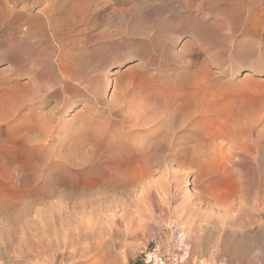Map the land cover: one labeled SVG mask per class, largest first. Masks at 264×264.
<instances>
[{"label":"rangeland","instance_id":"rangeland-1","mask_svg":"<svg viewBox=\"0 0 264 264\" xmlns=\"http://www.w3.org/2000/svg\"><path fill=\"white\" fill-rule=\"evenodd\" d=\"M125 96L166 97L197 150L179 165L168 155L144 193L99 190L127 131L109 107ZM10 101L19 121L52 112L53 151L94 145L84 166L13 154L68 192L7 175ZM1 172L0 264H264V0H0Z\"/></svg>","mask_w":264,"mask_h":264},{"label":"bare ground","instance_id":"bare-ground-1","mask_svg":"<svg viewBox=\"0 0 264 264\" xmlns=\"http://www.w3.org/2000/svg\"><path fill=\"white\" fill-rule=\"evenodd\" d=\"M259 6L260 4L258 2L253 6H249L251 7L248 9L250 17L259 11ZM239 9L241 11H244L245 7L241 5L239 6ZM137 11H139V9ZM112 85H113L112 80L109 77L107 82V89L110 90ZM44 91L45 90L43 89V91L41 92L43 93ZM34 96L33 98H36L35 100H37L39 97H42L43 94L39 93L36 94L37 97ZM120 98H123L122 102L119 101L121 102L120 104L116 103L118 105L116 104H114L113 106L110 105L109 107V111L111 114L110 118L111 121H115L118 119V117L119 118L122 117V120L124 122L123 125L127 131L124 132L123 135L124 139H122V142L116 143L114 141L113 143H111L109 145V149L106 151L104 155L103 165L108 170L109 180L105 182L103 186H100L101 188L99 190L102 191L103 189H105V191H107V189H109V190H116V192H128V191L130 192L132 190H137V191L142 190L143 191L142 193H144L150 190L155 183V179H154L153 180L154 183L152 181L150 185L147 178L149 176H152L154 173H159L158 171L164 168L165 166L164 164L165 162H167L166 157L168 155L170 156L171 163L173 164L175 163L179 165V163L182 162V158L186 156L188 152L191 153L197 151L196 145L193 144V141H190L186 135L182 136L179 134L180 132L178 131V126L179 125L181 126V123H178V121L182 120V122H185L184 121L185 119L178 118L177 122H175L174 119L175 115H173L171 112H169L166 109L167 106L169 105L168 104L169 101L166 99V97H164L161 100H158L159 98L152 96H137V97L125 96ZM11 101L6 109L5 112L6 115L5 117H3L4 119H2V121L5 122L4 123L5 138L3 139V144L1 148L5 153L3 155V163L7 167L5 169L7 175L9 174L8 171L9 168L12 167L13 171H15L16 173V176L18 177L17 179L23 181L22 186L24 188L33 187L38 189L50 190L55 193L60 191L68 192L67 189L69 187L67 184H65L63 190H60V187L57 185V182L51 180V176H49L50 174H46L44 170L42 171V173H37L39 175L36 176L29 175L25 171L26 169L22 167L20 163V158L13 156V154L15 152L16 153L20 152V154L26 156L27 159L29 158L32 160L34 167L50 166L53 163H55L57 159L62 160L64 163L68 165L84 166V165H90L91 163L89 162L94 159L93 156L94 145L87 144V146L89 147L84 145V147H82L81 150L78 151V153L77 152L72 153V150L68 149V147L63 148V150H61L60 152L53 151V148L51 149L49 147L53 141H49L46 139V137L48 136V129H49V127L46 125L50 123V119L52 118V112L48 111L49 113H46L43 116H39V118L33 119L30 123L24 121L23 119H22L23 121H19L20 118L19 112H20V108H22L21 107L22 105L19 104L20 106L17 105L18 108H16V106H14V104H12ZM111 103L112 102H110V104ZM21 104H24V102H21ZM127 105L129 106L127 107L129 111L125 112L124 110ZM154 126L158 127L157 130L150 133L149 130ZM190 143H192L193 145H190ZM189 145L191 146L190 150H188ZM187 156H191V155L189 154ZM137 158L138 160H136ZM135 160L138 163L136 165V169L139 172L138 175L139 178L135 182L127 183L125 175H126V171L128 170L124 168V166L126 163L129 164L130 161H135ZM2 174L3 173L1 172L0 176ZM176 180L177 181L175 182L176 183L175 185L178 187L180 183V178L178 177ZM31 181H33L34 183H32ZM155 185H158L157 181ZM153 190H155V188ZM147 194L148 196L150 195L149 193ZM152 198L154 197L152 196ZM163 202H161V204ZM187 208L190 207L187 205Z\"/></svg>","mask_w":264,"mask_h":264}]
</instances>
